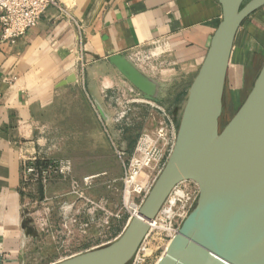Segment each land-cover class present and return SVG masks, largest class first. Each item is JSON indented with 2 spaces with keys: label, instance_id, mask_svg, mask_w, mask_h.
<instances>
[{
  "label": "crops",
  "instance_id": "crops-1",
  "mask_svg": "<svg viewBox=\"0 0 264 264\" xmlns=\"http://www.w3.org/2000/svg\"><path fill=\"white\" fill-rule=\"evenodd\" d=\"M262 10L238 32L227 82L264 22ZM221 19L219 0H62L15 45L0 43V264H56L69 257L42 246L43 235L63 231L60 192L70 183L25 189L23 158L67 159L69 148L90 147L88 156L113 165L87 176L103 175L96 186L103 182L104 189L121 185V163L111 147L104 149L125 138L118 113L124 111L129 128H142L152 102L177 121ZM116 55L149 83V98L110 62Z\"/></svg>",
  "mask_w": 264,
  "mask_h": 264
},
{
  "label": "water",
  "instance_id": "water-1",
  "mask_svg": "<svg viewBox=\"0 0 264 264\" xmlns=\"http://www.w3.org/2000/svg\"><path fill=\"white\" fill-rule=\"evenodd\" d=\"M219 3L222 19L176 121L173 151L139 217L110 244L56 264H131L150 223L184 182L195 183L199 197L157 264H264V64L242 106L221 127L238 32L264 0ZM110 62L150 97L149 83L132 64L120 55Z\"/></svg>",
  "mask_w": 264,
  "mask_h": 264
},
{
  "label": "built area",
  "instance_id": "built-area-1",
  "mask_svg": "<svg viewBox=\"0 0 264 264\" xmlns=\"http://www.w3.org/2000/svg\"><path fill=\"white\" fill-rule=\"evenodd\" d=\"M61 4L62 0H0V43L15 45L30 30L37 27L48 9L58 8ZM153 108L154 111L150 113V118L147 120L149 122H146L147 124L138 139L134 151L130 155L124 151L117 152L121 161L123 176L121 179V204L116 218L126 215L130 221L138 217L144 200L149 195L173 151L177 135V123L161 107L153 106ZM46 161V165L39 164ZM73 173L74 164L69 159L47 160L39 155H32L24 157L22 160V182L25 189H30L34 186L45 187L55 180L69 181L71 182L72 195H77L80 200L84 201L86 206L90 205V209L93 211L99 210L102 204H96L88 199L85 192L103 175H90L84 177L82 181H77L73 178ZM188 184L194 187H187ZM198 197L199 188L195 183L184 182L177 186L167 201L170 203V207L163 212L166 218H173L174 215L176 216L173 209L176 207L177 202L186 198L187 204L183 213L177 215L179 217L176 224L177 228H161L159 223L164 220L159 221L156 218L152 223L156 221L158 227L152 229V223H150V232L131 264H145L146 256L149 252L146 241L152 231L166 230L168 237L171 239L170 241H172L183 221L195 207ZM171 198L175 200L173 204ZM73 207L74 204L72 203L64 209L65 220L70 218L68 212ZM103 246L106 245L98 246V248ZM76 255L78 254L70 255L65 259Z\"/></svg>",
  "mask_w": 264,
  "mask_h": 264
},
{
  "label": "rangeland",
  "instance_id": "rangeland-1",
  "mask_svg": "<svg viewBox=\"0 0 264 264\" xmlns=\"http://www.w3.org/2000/svg\"><path fill=\"white\" fill-rule=\"evenodd\" d=\"M246 47V53L241 59H239V71H232L230 80L226 85L224 95V110L221 119L222 128L234 117L236 112L246 100L264 64L263 21H261L259 28H255L253 30L250 38L246 43ZM136 61L140 62V59L137 58ZM234 69L235 68H233V70ZM130 99L133 101H139L141 98L134 96ZM134 103L142 104L141 102ZM148 105H150L149 107H151V110L147 116V120L150 118V113L154 111L153 106H159L158 104L152 102H150V104ZM161 108L165 110V108ZM118 115L116 119L120 121L119 125H122L125 129H127L124 133L125 138L123 141H115L114 145L111 144L109 148L105 146L104 149L110 151V149L112 148L113 154L116 155V157L119 159L117 155L118 151H124L128 155H130L134 151L138 139L140 138L147 123H145L142 128L135 127L134 129H132L129 128L131 126L130 122H123L126 119L124 118L126 116L124 115V111H121V113L119 112ZM87 149L89 150L90 147L81 146V148L79 149L69 148L65 153V155L67 156H65L64 158L71 160L76 166V175L74 176L73 174V178L77 181H82L84 177H86L93 171H97L103 164L113 165L112 160L107 157H105V159L98 160V156H88V154H86L87 152H85L88 151ZM97 181L94 183L95 186L93 185L85 192L88 199L96 204H102V207L96 211L90 209V205L86 206L84 201L80 200L77 195H72L71 182L64 181L70 183V190L67 193H65L64 191L60 192L62 197L61 202H65L67 198H72L71 201H73L74 207L70 212H68V216L70 218L68 220H65L63 214L64 209H66L72 203L65 204L62 202V204L60 205L62 209V221H60V223L62 224L63 231L59 232L58 230L53 233L54 235H43L45 244H43L42 248L47 251L46 253H48L50 249L53 250L55 247L57 250L56 253L59 258H61L60 256L65 257L73 254H81V252H85V250L89 248L108 245L111 242L115 241L123 233L127 224L129 223V217L126 215H121L120 218H116L117 211L121 204L122 182L121 185L117 184L114 188L108 190L107 187L106 189L103 188L105 187L104 184H102L103 182L101 183L103 186L100 184L101 187H97ZM187 187L194 186L188 184ZM90 192L93 198L90 197L91 195L89 196ZM186 202V198L177 202L176 207L173 209V212L176 214V216L174 215V217L170 219L166 218L163 214V212L170 207V203L167 202L163 207L161 213L157 217L159 221L164 220L159 223V227H165L166 229L169 227L177 228L176 224L179 220V217L177 215L183 213V210L187 204ZM170 240L171 239L168 237L166 230L162 229L152 231L146 241L147 249L149 250V252L147 253L145 264H157V262L165 252V246Z\"/></svg>",
  "mask_w": 264,
  "mask_h": 264
},
{
  "label": "bare ground",
  "instance_id": "bare-ground-1",
  "mask_svg": "<svg viewBox=\"0 0 264 264\" xmlns=\"http://www.w3.org/2000/svg\"><path fill=\"white\" fill-rule=\"evenodd\" d=\"M182 195V194H181ZM175 202V200L174 199H172V204ZM138 217H139V215H138ZM158 227V224H157V222L155 221L154 223H152V229H155V228H157ZM171 243V241L166 245V247H165V252H166V250H167V248H168V246H169V244ZM165 252L163 253V255L165 254ZM150 256V255H149ZM162 258V257H161ZM160 258V259H161ZM160 259H159V261H160ZM158 261V262H159ZM157 262V263H158Z\"/></svg>",
  "mask_w": 264,
  "mask_h": 264
},
{
  "label": "trees",
  "instance_id": "trees-1",
  "mask_svg": "<svg viewBox=\"0 0 264 264\" xmlns=\"http://www.w3.org/2000/svg\"><path fill=\"white\" fill-rule=\"evenodd\" d=\"M39 164H43V165H46L47 164V161L46 162H40ZM74 176L76 175V171H75V167H74ZM43 188H42V186H41V190H42Z\"/></svg>",
  "mask_w": 264,
  "mask_h": 264
}]
</instances>
